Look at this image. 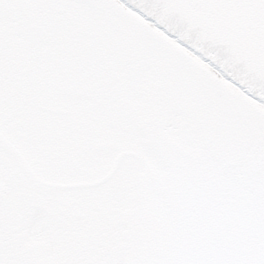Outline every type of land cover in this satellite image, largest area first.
I'll return each instance as SVG.
<instances>
[{
  "label": "snow or ice",
  "instance_id": "snow-or-ice-1",
  "mask_svg": "<svg viewBox=\"0 0 264 264\" xmlns=\"http://www.w3.org/2000/svg\"><path fill=\"white\" fill-rule=\"evenodd\" d=\"M50 43L62 44L82 65L75 101H91L92 111L110 103L117 114L101 130L62 115L47 132L56 143L75 137L84 155L93 153L107 176L99 184L41 182L68 172L35 159L34 134L25 127L39 123L28 111L36 88L30 65ZM218 96L229 97L231 108ZM148 135L153 144L144 145L139 137ZM168 154L193 167L208 158L220 168L236 158L242 170L251 169L255 201L246 225L207 252L155 249L134 257L90 256L86 264H264V0H0V264H82L78 257L28 256L31 225L27 236L10 241L13 171L17 181L20 174L40 177L31 195L16 184L24 193L17 210L22 221L25 205H42V195L99 190L130 160L156 182L153 168Z\"/></svg>",
  "mask_w": 264,
  "mask_h": 264
},
{
  "label": "water",
  "instance_id": "water-1",
  "mask_svg": "<svg viewBox=\"0 0 264 264\" xmlns=\"http://www.w3.org/2000/svg\"><path fill=\"white\" fill-rule=\"evenodd\" d=\"M146 43L150 45L151 42H146ZM73 81H74V78L71 77L69 78V80H62L61 82L65 86H68L69 90H71L72 89L71 84ZM54 91L55 90H53L52 92ZM72 93L73 91L71 92V94ZM216 99H217V102L221 104L223 107H225L226 109L231 108V101L229 97L218 96ZM111 120H112V117H111ZM124 127H126V125H124ZM96 129L98 130V128ZM169 134L170 132L168 130L164 133L165 136H168ZM141 137H144V136H141ZM145 138H146L147 144L153 143V139L151 135L145 136ZM189 154L191 153H188L186 155H189ZM184 159L185 158L177 159V167L175 169L178 171L177 175L179 177H181L183 173L189 168L188 170L190 171L192 176L195 173H200L203 176V178L207 180L208 182L213 181V191H211L210 189L209 190L210 193H204V191L205 192L207 191L205 190L207 187H205L204 190L203 189L201 190V192L203 193L201 196V199L203 200L205 205L210 209V211L214 212L209 219L210 225L207 229L208 230L207 232L211 231L210 229L211 225L217 224V222H222L221 210L218 212L217 208L221 209L222 204L225 203L224 210L229 211V208H228L229 206H227L226 204L231 201V197L230 196L227 197V194L229 193L228 191L229 189H231V191L234 190L237 192L239 191L240 188H242L244 192H246L248 188L253 189L252 190L253 195H251V198L247 197L248 195L247 196L245 195V197L241 195V197H239V201H238L239 202V219H231L233 221L239 220V224L241 225V227H239V231H240L242 227H244L246 223L248 222V220L251 218L253 211H254V201H255L254 175L251 172V169L240 170L241 166L240 165L236 166V163L234 161L231 164H229L226 161L222 167L217 169V167H214L213 164H211V161L208 158H205V162L200 167H191L192 161L191 160L188 161ZM202 169L204 173H202L201 171ZM215 171L217 172V174ZM196 176L197 174L194 175L195 178ZM163 179L166 183V186L164 188L172 190V194H173V197H171L172 199L178 198V197L180 199H183L187 196V194L188 195L193 194L198 191V190L193 189V186L195 185L197 180L192 177L184 178V175H183V177H181V181H179L178 178L174 180L173 177H169V175H166L163 177ZM241 180H243V182H240ZM229 182L233 184H229ZM149 190L150 192L152 191L150 186H149ZM206 209H205V216L210 214L206 211ZM231 213L233 212L231 211L230 214ZM67 214H70V213H67ZM221 225L223 228L229 230L232 223L230 224L228 220L223 219V222ZM223 228L220 229V231L222 232L221 237H223L224 234H227V233H224L225 229ZM224 243L225 241L223 239V241H221V245ZM221 245H219V248L221 247Z\"/></svg>",
  "mask_w": 264,
  "mask_h": 264
}]
</instances>
